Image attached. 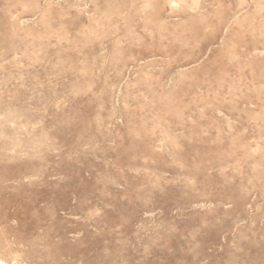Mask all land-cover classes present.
I'll use <instances>...</instances> for the list:
<instances>
[{
    "label": "rangeland",
    "instance_id": "374dc122",
    "mask_svg": "<svg viewBox=\"0 0 264 264\" xmlns=\"http://www.w3.org/2000/svg\"><path fill=\"white\" fill-rule=\"evenodd\" d=\"M0 259L264 264V0H0Z\"/></svg>",
    "mask_w": 264,
    "mask_h": 264
},
{
    "label": "bare ground",
    "instance_id": "6f19581e",
    "mask_svg": "<svg viewBox=\"0 0 264 264\" xmlns=\"http://www.w3.org/2000/svg\"><path fill=\"white\" fill-rule=\"evenodd\" d=\"M5 112V111H4ZM8 123V122H7ZM8 125V124H7ZM10 126V125H9ZM22 129H23V127H22ZM8 146V145H7ZM4 147V146H3ZM10 151V150H9ZM12 151V150H11ZM47 254L49 255V253H48V251H46V252H40V256H42V257H44V256H47ZM0 264H3V262H2V260L0 259ZM29 264V263H28ZM47 264H49V263H47Z\"/></svg>",
    "mask_w": 264,
    "mask_h": 264
}]
</instances>
